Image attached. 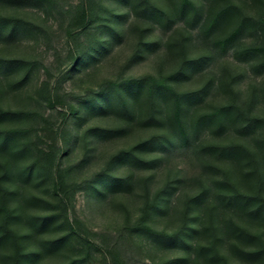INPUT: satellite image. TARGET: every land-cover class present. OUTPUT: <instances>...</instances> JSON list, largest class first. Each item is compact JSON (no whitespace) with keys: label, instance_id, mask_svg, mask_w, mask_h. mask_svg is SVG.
<instances>
[{"label":"trees","instance_id":"obj_1","mask_svg":"<svg viewBox=\"0 0 264 264\" xmlns=\"http://www.w3.org/2000/svg\"><path fill=\"white\" fill-rule=\"evenodd\" d=\"M116 1L133 11L139 33L127 65L153 48L155 40L146 35L156 25L168 30L185 20L188 27L178 28L181 36L167 42L168 57H176L178 62L165 73L122 74L105 79L98 88L84 93L60 94L56 89L47 97V103L54 108L62 97L66 120L78 113L75 100L79 99L93 113L114 115L113 124L93 123L74 137L68 126L49 131L48 117L35 109L4 106L3 82L11 73L23 70L21 78L13 84L18 87L35 70L49 73L51 65L37 58L0 55V258L2 253L8 264H57L44 260L71 243L78 233L75 226L81 220L77 216L69 217L77 192L104 196L131 190L134 171L154 168L164 154L191 149L203 162L204 170L215 176L211 175L209 183L202 181L185 197L176 227L158 228L152 223L159 211L172 207L169 197L176 181H167L152 196L146 192L138 216L132 219L126 213L124 223L115 230L92 231L98 243H88L101 250L103 264H132L146 244L181 251L176 257L155 264H264V87H253L244 99L238 88V76L231 71L219 80L210 78L192 88L180 86L183 78L204 73L214 55L232 50L236 60L264 74V0H252V3L209 0L206 10L194 0L170 1L166 6L155 0ZM1 6L32 7L47 15L67 18L65 33L74 40L82 29H88L95 15L83 2L72 4L63 0H0ZM101 8L108 15L100 13L96 26L103 35L112 38L117 29L108 20L119 19V15L109 7ZM190 27L199 28L197 36L202 40L204 52L191 53L194 37ZM249 35L259 39L245 42ZM29 36H45L51 41L52 31L21 14L0 11V43ZM95 41L97 38H91L89 44ZM81 56L78 45L71 47L66 63L57 68L77 62ZM47 85L48 80L44 79L42 89H47ZM213 89L223 97L216 103L211 100L207 106L203 99ZM14 120L16 124H5ZM136 129L147 134L116 149L99 169L75 177V171L85 166L99 143ZM31 132L36 139L22 142L21 138ZM229 134L235 136L231 141L218 139ZM73 144L81 146L83 152L63 164L60 156L68 154ZM30 155L35 157L20 164L21 159ZM121 165L127 166L123 174L117 171ZM40 176H50L51 190L64 202L62 214L54 210L28 213L29 204L42 206L45 202L37 195L24 197L25 185ZM64 222L68 224L65 232L37 241L40 234L59 228ZM89 258L87 254L74 256L60 264H88Z\"/></svg>","mask_w":264,"mask_h":264},{"label":"rangeland","instance_id":"obj_2","mask_svg":"<svg viewBox=\"0 0 264 264\" xmlns=\"http://www.w3.org/2000/svg\"><path fill=\"white\" fill-rule=\"evenodd\" d=\"M65 3L78 4L83 2L86 7L93 10L92 24L86 30H81L76 40L69 38L65 33L68 23L67 18L59 16L47 15L43 11L32 7H0V11L5 13L21 14L49 27L52 31V40L49 41L45 36L21 37L20 39L10 43H0L1 56H19L25 58H37L50 64V72L45 73L43 69L35 70L30 78L22 86H13L14 82L19 80L23 75V70L13 72L3 82L4 93L1 102L6 107L11 108H30L45 114L48 117L46 126L49 131L57 126H68L71 135L74 137L82 128L93 124H113L116 121L114 115L107 116L106 113H93L83 104L76 103L79 111L75 115H69L67 120L63 116L65 105L61 99L57 102L55 108L47 102L48 95L55 92L56 89L60 94L67 91L76 93H84L87 89H96L100 84L108 78H117L120 75H140L144 73H159L171 70L178 62L176 57H168L167 42L173 37V41L181 36V31L177 30L185 24V20L180 21L171 29H165L161 25H156L152 33H148L147 37L155 40L153 48L149 49L144 57H141L131 64L128 59L133 54L139 39L138 29L136 28V18L130 7L121 4L116 0H63ZM160 5H168L170 1L177 3L178 0H155ZM200 3L202 9L208 8L209 0H194ZM244 2V0H242ZM246 1V0H245ZM248 2V0H247ZM252 3V0H249ZM102 5L109 7L119 19H111L108 22L116 27V33L112 38L103 35L102 30L96 26V22L100 21V13L108 15L102 10ZM251 10V7H247ZM205 14V13H204ZM144 26V24H141ZM184 26V27H185ZM194 37L191 53L204 52L202 40L197 36L198 27L189 28ZM91 38H97V41L89 44ZM259 39L258 36H246L245 42H253ZM102 41V43L100 42ZM78 45L82 49V56L77 61H71L69 64L57 68L59 64L66 63V57L70 48ZM166 53V54H165ZM233 50L225 54L214 55V59L207 66L204 73H195L189 77L183 78L180 86L183 89L192 88L196 85L206 82L208 79L219 80L228 72L235 73L237 77L238 88L242 91V98L246 99L251 93L253 87L262 89L264 87V74H259L252 65L236 60ZM65 62V63H64ZM203 74V76L201 75ZM201 76V77H200ZM44 79L48 80L47 89H42ZM59 97V98H60ZM223 94L215 89L210 91L202 103L211 104V100L215 103L221 100ZM203 104V105H205ZM206 104V105H207ZM208 106V105H207ZM201 107V106H200ZM30 122H32L30 120ZM17 121L6 122L5 124L13 125ZM147 132L144 130H134L122 137L107 140L103 144H98V148L93 150L91 159L83 166L75 171V177L79 178L90 174L92 171L99 169L105 164V161L116 149L129 145L140 136H145ZM235 136L226 135L218 138L223 141H231ZM34 132L21 138L22 142H30L35 140ZM251 141L253 139H250ZM42 142V141H41ZM45 145L44 142H42ZM68 154H61L60 160L63 164L75 160L83 152L81 146H69ZM35 156L30 155L21 159L20 164L30 162ZM126 165L118 167L119 173L127 171ZM212 173L204 170V165L198 155L191 149H181L167 155L152 169L134 171V187L131 190L119 192L117 194L107 193L106 195H98L79 191L74 200V209L69 210V217L77 216L81 223L75 228L78 233L72 237L71 243H67L58 250L56 254L47 255L44 262L46 263H63L70 257L89 255L88 264H103L101 250L95 245L89 244L88 241L98 243L92 231L115 230L124 223L126 213H130L134 219L140 213L141 207L146 199V194L152 196L157 190L163 187L167 181H176L174 191L170 194V205L172 207L167 211H159L154 220L153 225L158 228L168 227L172 229L179 223L182 208L184 206L185 197L196 190L202 181H211ZM215 176V175H212ZM148 181L145 183V179ZM70 180V179H69ZM51 178L43 176L33 178L29 184L25 185V194L27 196H40L44 198V205L29 204L28 213H46L49 211L64 212V202L59 196L51 190ZM147 192V193H146ZM63 216L61 219L63 220ZM68 224L64 222L63 226L54 230L44 232L38 236V240L57 236L59 233L65 232ZM141 255L137 257V261L132 264H155L162 259L170 260L181 254L177 248H163L157 245H144L141 248ZM5 256L1 253L0 264H8Z\"/></svg>","mask_w":264,"mask_h":264}]
</instances>
